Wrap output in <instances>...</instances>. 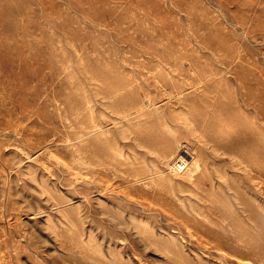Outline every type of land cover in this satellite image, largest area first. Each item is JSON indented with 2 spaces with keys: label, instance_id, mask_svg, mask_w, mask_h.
Here are the masks:
<instances>
[{
  "label": "rangeland",
  "instance_id": "374dc122",
  "mask_svg": "<svg viewBox=\"0 0 264 264\" xmlns=\"http://www.w3.org/2000/svg\"><path fill=\"white\" fill-rule=\"evenodd\" d=\"M0 264H264V0H0Z\"/></svg>",
  "mask_w": 264,
  "mask_h": 264
},
{
  "label": "bare ground",
  "instance_id": "6f19581e",
  "mask_svg": "<svg viewBox=\"0 0 264 264\" xmlns=\"http://www.w3.org/2000/svg\"><path fill=\"white\" fill-rule=\"evenodd\" d=\"M6 55H8V54H6ZM177 95H178V93H177ZM186 162V161H185ZM182 164V163H181ZM182 167V166H181Z\"/></svg>",
  "mask_w": 264,
  "mask_h": 264
}]
</instances>
